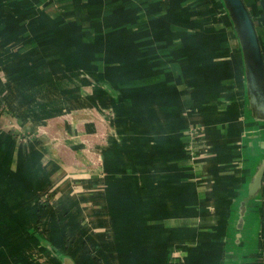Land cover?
<instances>
[{"label": "crops", "instance_id": "0c3cea01", "mask_svg": "<svg viewBox=\"0 0 264 264\" xmlns=\"http://www.w3.org/2000/svg\"><path fill=\"white\" fill-rule=\"evenodd\" d=\"M263 145L221 0H0L3 264H264Z\"/></svg>", "mask_w": 264, "mask_h": 264}, {"label": "water", "instance_id": "95a60500", "mask_svg": "<svg viewBox=\"0 0 264 264\" xmlns=\"http://www.w3.org/2000/svg\"><path fill=\"white\" fill-rule=\"evenodd\" d=\"M221 2L233 22L240 41L246 73L249 108L252 112L253 122L264 125V51L258 27L245 0H221ZM251 136H256L254 130L251 132ZM263 177L264 159L258 163L249 183V196L259 194L262 188ZM246 207V204L241 205L242 219H240L239 223L240 228H242L244 222L243 217L247 209ZM38 238L39 242L47 247L51 253L60 258L46 239L42 236ZM66 263L75 264L70 258H66Z\"/></svg>", "mask_w": 264, "mask_h": 264}, {"label": "rangeland", "instance_id": "374dc122", "mask_svg": "<svg viewBox=\"0 0 264 264\" xmlns=\"http://www.w3.org/2000/svg\"><path fill=\"white\" fill-rule=\"evenodd\" d=\"M70 115L71 116H69V117H67L66 119H68V121H70V123H71V127L73 126V120H72V118L74 117V114L72 113V111L70 112ZM69 134V137L70 138H72L73 136H75V137H77L78 135H77V132L75 133V134H73V132H71V130H70V133H68ZM57 135H56V133H53V137H55V140H56V143H55V147H57L58 149H60L62 146H65V144H63V143H60V142H62V141H59V137H56ZM82 136H84L83 134H82ZM90 158H89V167H88V170L90 169H92L93 167H94V165L93 164H96L97 163V161H95V158L93 157V156H89ZM65 158H67V157H65ZM68 158L69 159H72V158H74L73 159V161L75 160V162L76 161H78L76 158V156L75 155H70V156H68ZM77 163V162H76ZM74 164V163H73ZM72 164V165H73ZM76 176H77V174H76ZM74 174L71 176L73 179L76 177ZM74 182V181H73ZM55 189L56 188H54V190H53V188L51 189H49L48 191H44L42 194H40L39 195V199L40 200H42L43 201V203H47L48 205L49 204H51L53 201H55V199L57 200V198H58V196H56V191H55ZM51 190H53V191H51ZM58 195V194H57ZM75 239H76V237H74ZM15 239V245H17V246H23V247H25V246H29V244H28V242L25 240V239H23V240H19V238L17 239V238H14ZM74 239V240H75ZM9 247V246H8ZM13 248V247H12ZM17 248V247H16ZM12 251H14V252H11V253H13V259H14V262H15V264H32V262L33 263H35V264H42V263H40L38 260H35V261H33V259H31V263H29L30 261L29 260H27V258L25 257V256H21V253L18 251V250H16V249H12ZM10 253V254H11ZM7 254H9V253H7ZM1 259L2 258H0V264H3V261H1Z\"/></svg>", "mask_w": 264, "mask_h": 264}]
</instances>
